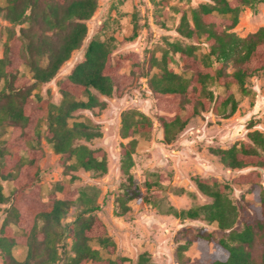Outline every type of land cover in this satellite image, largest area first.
Returning a JSON list of instances; mask_svg holds the SVG:
<instances>
[{
  "label": "trees",
  "instance_id": "1",
  "mask_svg": "<svg viewBox=\"0 0 264 264\" xmlns=\"http://www.w3.org/2000/svg\"><path fill=\"white\" fill-rule=\"evenodd\" d=\"M260 0H209L189 10L180 9L177 31L190 42L166 40L141 61L134 51L114 57V42L96 35L86 44L83 57L57 82L58 104L37 90L54 79L61 66L79 49L88 35L89 20L98 7L97 0H4L0 16L11 22L0 30V204L8 203L0 226V256L3 264H154L145 251L136 260L117 254V244L96 211L100 190L93 185L71 188L67 181L54 183L44 200L39 180L40 160L45 155L42 139L60 155L66 174L80 168L104 173L108 169L103 147L78 143L102 135L89 120L73 119L79 109H104L105 96H122L136 87L141 77L156 96L161 113L157 120L163 138L171 142L191 118L212 111L223 117L238 109L236 85L242 94H250L248 80L264 73V25L246 36L232 31L244 6L254 7ZM19 26V29L16 27ZM137 31L134 30L132 36ZM208 47L202 51L203 46ZM178 55L189 75L176 72L169 64ZM28 68L29 74L22 70ZM129 67L128 71H124ZM157 71H152L153 68ZM232 67V70L229 69ZM223 88V93L216 88ZM36 90V91H35ZM97 92V93H96ZM250 128L254 126L249 121ZM153 119L130 108L121 114V137L129 138L121 147V170L127 176L116 197L119 214L130 209L129 202L157 207L181 219L203 217L216 223L223 235L207 228L191 233L178 247V258L185 262L184 250L195 244L201 264H264V132L251 129L248 139L227 148L214 147L213 153L232 169H246L234 177L248 184L253 194L250 212L241 219L230 197L231 185L216 177H196L197 188L210 202L178 209L166 200L170 175L149 172L151 181L138 182L131 168L138 136L149 137ZM3 181L12 183L9 194ZM167 205V207H166ZM76 211L69 216L70 208ZM241 220V227L237 228ZM68 239L72 240L69 246ZM95 241L100 248L94 247ZM24 246L23 259L14 253ZM101 249L106 251L104 255Z\"/></svg>",
  "mask_w": 264,
  "mask_h": 264
},
{
  "label": "rangeland",
  "instance_id": "2",
  "mask_svg": "<svg viewBox=\"0 0 264 264\" xmlns=\"http://www.w3.org/2000/svg\"><path fill=\"white\" fill-rule=\"evenodd\" d=\"M98 7L93 16L87 20L88 35L84 44L67 60L59 69L53 80L41 85L37 90L44 97H49L52 102L58 104L61 95L57 82L65 77L83 57L87 42L98 35L103 39L115 43L114 57L121 53L134 51L141 61L149 59L152 52L164 45L166 40H180L190 42L183 38L176 27L181 16L180 9H191L202 2L209 0H97ZM4 3V0H0ZM264 25V0H260L254 7L244 6L239 13V21L232 29L240 36H246L250 32L258 30ZM12 26L11 22L0 16V30H3V39L6 35L5 28ZM19 29V26L16 27ZM134 30L137 31L132 36ZM208 47H202L207 51ZM1 54V50H0ZM176 72L189 75L182 65L178 55L176 61L169 64ZM232 70V67H229ZM22 70L29 74L24 65ZM128 71L129 67H125ZM152 71H157L153 68ZM247 85L251 89L250 94H242L236 85L232 86L238 98V109L229 116L223 117L212 111L202 112L191 118L174 140L166 142L163 129L157 120L161 111L156 106V96L148 85L147 77H141L136 87L128 89L122 96H105L99 93L101 100L107 102L104 109H79L74 113L73 119L89 120L102 133L91 140L80 139L78 143H84L90 147H103L107 152L108 169L106 172H96L80 168L72 174H66L60 155L53 149L51 143L42 139L45 150L44 157L40 160L42 171L39 185L41 196L44 200L54 188V183L60 180L67 181L71 188L85 185H93L99 188L98 202L101 205L97 215L105 223L108 234L114 239L117 246V254L126 256L130 260H136L139 254L147 251L154 264H201L200 253L195 244H190L184 250L188 260L182 262L178 258V247L184 244L191 233L204 227L212 231L215 236H222L216 223L209 222L203 217L181 219L171 213L161 211L157 207L148 204H140L136 199L129 202L130 209L124 214H119L116 197L122 191L123 183L127 182V176L121 170V147L129 138L121 137V114L123 111L134 108L149 115L154 121V128L149 137L138 136V145L133 153L134 165L131 173L142 185L147 179L151 181L149 172H166L170 175V186L166 192L168 205H174L178 209L189 208L193 205H201L211 201V198L203 194L195 184V178L216 177L231 185L230 197L239 210L240 218L249 210L250 202H253V194L248 184H240L234 181V177L246 169H232L220 160L218 154L213 153L214 147L227 148L235 143L248 139L251 129H259L264 132V73L252 76ZM36 91V90H35ZM216 91L223 93V88L217 87ZM253 120L254 126L250 128L249 121ZM264 184V169H261ZM4 191L9 194L12 183L3 181ZM155 188V187H154ZM152 188V189H154ZM150 189L145 185L142 194L154 197ZM8 203L0 204V226L6 215ZM167 207V205H166ZM76 207L70 208L69 216L72 217ZM241 220L237 228L241 227ZM69 246L72 240L68 239ZM94 247L100 246L92 241ZM105 255L106 251L101 249ZM14 253L23 259L26 254L24 246L15 247ZM107 255V254H106ZM0 264H3L0 256Z\"/></svg>",
  "mask_w": 264,
  "mask_h": 264
}]
</instances>
